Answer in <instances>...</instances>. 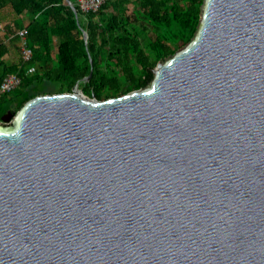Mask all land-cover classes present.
Here are the masks:
<instances>
[{
  "label": "water",
  "instance_id": "1",
  "mask_svg": "<svg viewBox=\"0 0 264 264\" xmlns=\"http://www.w3.org/2000/svg\"><path fill=\"white\" fill-rule=\"evenodd\" d=\"M152 74L1 117L0 264H264V0H203Z\"/></svg>",
  "mask_w": 264,
  "mask_h": 264
},
{
  "label": "trees",
  "instance_id": "2",
  "mask_svg": "<svg viewBox=\"0 0 264 264\" xmlns=\"http://www.w3.org/2000/svg\"><path fill=\"white\" fill-rule=\"evenodd\" d=\"M202 2L107 0L97 11L82 13L76 0H0V8L27 18L15 25L25 28L32 50L30 61L10 62L2 58L8 45L0 43V82L9 73L21 77L20 86L0 98V119L35 96L71 92L76 82L99 100L147 86L156 64L193 37ZM130 3L136 5L131 11ZM30 66L35 71L27 74ZM91 67L90 79L83 80Z\"/></svg>",
  "mask_w": 264,
  "mask_h": 264
},
{
  "label": "built area",
  "instance_id": "3",
  "mask_svg": "<svg viewBox=\"0 0 264 264\" xmlns=\"http://www.w3.org/2000/svg\"><path fill=\"white\" fill-rule=\"evenodd\" d=\"M107 0H76L78 9L82 13L95 12L97 11ZM19 40L20 48V59L22 62H28L32 57V50L27 46L26 35L27 32L25 28H20L16 30L15 33ZM35 71L34 66L27 68V74H32ZM21 84V77L18 73H9L3 77L0 82V98L9 93L10 91L16 89Z\"/></svg>",
  "mask_w": 264,
  "mask_h": 264
},
{
  "label": "rangeland",
  "instance_id": "4",
  "mask_svg": "<svg viewBox=\"0 0 264 264\" xmlns=\"http://www.w3.org/2000/svg\"><path fill=\"white\" fill-rule=\"evenodd\" d=\"M135 7V3H130L128 5L129 11H131ZM18 19H21L24 22L27 18H18L9 6H7V8H0V25H2V29H4V31H9L11 37L9 40L5 41V44H7L9 47V51L8 53L4 54L2 58L10 62H18L20 59L19 40L17 35L15 34L17 30L15 23ZM6 21L9 22L8 25L10 26V30H8V27H6L4 24Z\"/></svg>",
  "mask_w": 264,
  "mask_h": 264
},
{
  "label": "crops",
  "instance_id": "5",
  "mask_svg": "<svg viewBox=\"0 0 264 264\" xmlns=\"http://www.w3.org/2000/svg\"><path fill=\"white\" fill-rule=\"evenodd\" d=\"M4 8H7V6L4 7ZM24 18L26 19V17H24ZM27 21L28 20L26 19L23 23L26 24ZM4 24H5L6 27H8V30H10V26L8 25L9 22L6 21ZM10 38H11L10 37V33L4 31V29H2V25H0V43L1 42H5L6 40H9Z\"/></svg>",
  "mask_w": 264,
  "mask_h": 264
}]
</instances>
